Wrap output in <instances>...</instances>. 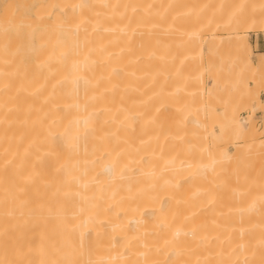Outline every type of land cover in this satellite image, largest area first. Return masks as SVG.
<instances>
[{"label": "bare ground", "instance_id": "1", "mask_svg": "<svg viewBox=\"0 0 264 264\" xmlns=\"http://www.w3.org/2000/svg\"><path fill=\"white\" fill-rule=\"evenodd\" d=\"M84 3L52 0L67 31L26 51L38 66L73 39L72 86L38 92L24 49L0 44V264H264V139L249 146L204 78L212 51L264 25L262 0Z\"/></svg>", "mask_w": 264, "mask_h": 264}, {"label": "rangeland", "instance_id": "2", "mask_svg": "<svg viewBox=\"0 0 264 264\" xmlns=\"http://www.w3.org/2000/svg\"><path fill=\"white\" fill-rule=\"evenodd\" d=\"M59 1L65 3L66 7L71 6V3L76 4L80 2L82 8L88 7L87 3H84V0ZM0 2L6 8L5 16L0 15V22L8 24L12 34L11 37L0 41V44L3 45L1 46L2 50L6 51L10 47H15V45L21 49L23 48L24 50L20 51V53L28 65L33 62L34 58L31 53H27L26 51H28L29 46L35 45V41H38L35 40L36 38L40 37L41 39L39 41H42V38L52 36V31H55V35H57L55 40H57L58 36L67 31L64 27L52 28V25L65 26L69 24L65 20L59 21L52 19V0H0ZM95 3L93 2L91 7H96ZM261 6L264 8V0H262ZM30 8L34 9V16H30L28 12ZM100 10H91L92 19L98 17ZM7 12H11L12 15L6 17ZM87 16L86 11L84 12L86 21H88ZM40 25H44L45 28L41 29L42 27ZM245 35V39L243 38L234 42L237 44V48H227L224 51L214 50L209 54L204 78L206 87L209 88L206 90L207 95L211 91H217L227 96L224 104H219L220 96H218L215 105L216 111L228 109V107L232 106L231 116L234 118L237 115L238 121L241 119L246 123L241 125V129L250 123V130L253 129V133L247 135V143L251 147L256 142L254 135H258L260 139H264V25L250 29ZM65 39L64 46L59 47L56 43L54 44L55 53L54 55L51 53L46 61H42L38 66H36V63H32V65L25 67L28 84H35L34 88L38 92L52 91V85L58 88L59 84L68 83L72 86V78L68 74L66 65L74 59L72 54L73 50L76 58L80 56V52L78 46L75 47L73 45V39ZM205 39L206 47L209 42L219 40V36L206 33ZM69 53L70 55L68 56L67 54ZM0 58L4 57L0 55ZM250 62H253L252 66ZM3 68H7V65H0V69ZM233 68H235L234 75L229 77L223 74L224 71L233 70ZM49 87L51 89H45ZM70 90L66 89L64 94L63 99L65 104H69L70 102ZM48 103L49 101L47 100ZM32 113L15 112L13 115L14 122L17 120L24 122L26 116ZM36 113L40 115L38 112ZM55 126L59 127L60 125L57 124ZM214 131H217V128ZM59 139L60 137L58 136L54 142H57ZM244 143L243 140L235 139L234 142L230 141L226 144L227 150L230 153H234L236 147L239 145L243 146ZM133 186H135V181L133 182ZM132 191L136 190L132 187L131 189L125 190L123 194L131 195ZM49 194L52 195V191ZM73 200L76 201L77 199L73 196L71 197V201Z\"/></svg>", "mask_w": 264, "mask_h": 264}]
</instances>
